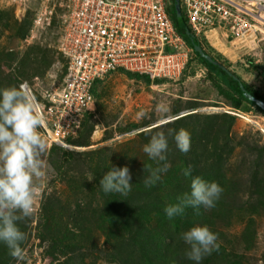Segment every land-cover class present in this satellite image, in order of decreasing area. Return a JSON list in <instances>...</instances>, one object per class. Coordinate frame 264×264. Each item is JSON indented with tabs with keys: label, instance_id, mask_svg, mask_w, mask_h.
<instances>
[{
	"label": "rangeland",
	"instance_id": "rangeland-1",
	"mask_svg": "<svg viewBox=\"0 0 264 264\" xmlns=\"http://www.w3.org/2000/svg\"><path fill=\"white\" fill-rule=\"evenodd\" d=\"M68 3L69 0H0V54H10L8 58L1 56L0 59V70L4 75L15 74L17 69H21L18 66L19 58L37 47L48 58L51 57L52 62L44 72H36L33 76L34 66L28 64V68L23 69L26 73L21 78L22 82L39 89L61 80L65 59L58 52L57 43ZM44 8L51 11L49 24L34 31L33 20L38 11ZM16 22L18 25H15ZM203 39L212 52L222 55L220 62H227L231 71L264 93V77L249 72L244 59L249 57L264 69L262 34H256V37L247 34L231 40L221 28L207 33ZM97 93L89 122L81 127V134L74 143H66V148L74 153L73 159H79L73 162L75 165L70 162V166L58 172L49 161L50 148H45L43 158L47 168L42 196L38 198L34 214L19 222V227L26 234L22 244L25 256L23 260L11 257L7 264H116L108 255L114 251L110 244L118 240L106 236L101 228L95 230L93 227L81 246L73 243L63 245L57 239L58 235L52 234L54 229L71 228L78 207L90 202L97 204L100 212L104 210V199L98 192V183L94 182L91 170L98 169L99 165H102L101 168L123 165L133 172H150L167 165L166 171L158 173L161 178L179 165V157L176 156L179 150L174 139L169 137L167 160H150L143 147L151 136L159 131L167 134L169 129L184 128L190 133L191 143L196 145L203 129L211 134L215 128V125L211 127L210 116L224 114L235 116L229 132L228 146L231 150L224 168L225 189L231 197L228 199L230 210L224 224L227 228L225 235L233 245V254L240 260L237 264H264V197H256L248 192L252 170L256 169L255 177L264 184V115L231 107L207 78L206 70L195 61L190 63L182 77L160 83L146 84L129 79L123 73H112L98 84ZM161 102L171 108L167 117H162L155 110ZM141 109L146 111L147 116L137 120L136 114ZM185 114L190 115L180 125L165 124ZM251 148L261 151L258 167L254 166L258 152ZM85 153L89 155L88 159L84 158ZM201 165L200 162L199 167ZM156 186L153 184L151 190L155 191ZM154 191L145 199L138 196L131 203L134 204V215L128 217L139 218L142 212L138 207L152 200ZM153 215L149 213L141 217L145 220L153 218ZM251 215L254 240L244 247L239 242L240 233ZM105 231L108 233V230ZM87 235L85 230L84 237Z\"/></svg>",
	"mask_w": 264,
	"mask_h": 264
},
{
	"label": "trees",
	"instance_id": "trees-1",
	"mask_svg": "<svg viewBox=\"0 0 264 264\" xmlns=\"http://www.w3.org/2000/svg\"><path fill=\"white\" fill-rule=\"evenodd\" d=\"M164 3L175 30L191 50L186 67L180 76L182 77L186 73V69L190 63L195 61L206 70L207 78L217 87L221 96L229 102L231 107L236 110L253 111L264 115V109L258 104V102L264 104V93L253 84L246 82L237 73L231 71L226 61V64L220 62L222 55L216 51L212 52V49L206 45L203 36L199 37L193 34L183 14V10L180 9V13L177 15L174 7L175 0H164ZM17 22L15 25H18L19 22ZM30 53H33V55ZM8 55L10 54L4 56L0 54V59L1 56L8 58ZM46 55V53L39 51L37 47H33V50L28 51L22 58H19L18 66L21 69H17L15 74L4 75L3 71L0 70V88L11 86L19 88V84L22 82L21 78L26 73L23 72V69L28 68V64L34 66L35 72L31 74L32 76L36 72H44L52 62L51 57L48 58ZM244 59H246L248 64L249 72H256L261 77H264V69L260 65L254 64L253 60L249 57H244ZM119 73L125 74L129 79L143 81L146 84L152 82L160 83L167 80L165 78L150 80L146 75L129 71H120ZM101 81L97 80L91 89L94 98L98 95L97 86ZM92 114V111L85 113L81 124L82 128L89 122ZM189 115L179 116L165 124L180 125L181 121L189 117ZM234 119L235 116L231 114H224V116L211 115L209 120L211 127L215 125L212 133L210 134L209 131L205 132L203 129L202 137L196 142V145L191 143L189 152L183 153L179 151L176 154L179 157V165L169 170L153 183L157 184L155 191L151 190L150 187H146L144 183L145 178L150 175V172L146 170L133 172L130 169L131 190L126 195L121 193L105 194L99 187V180L110 167L101 168L102 165H99L98 169L93 168L91 172L94 182L98 183V192L104 199V210L100 212L98 205H93L90 202L83 205V207H78L76 209L75 221L71 224V228L64 227L60 231L54 229L52 234L58 235L57 239L63 245L73 243L76 246H81L85 242L84 238L87 239L92 232L93 227L95 230L101 228V230H104L106 236L109 235L118 240L113 244L109 243L114 248V251L108 257L110 260L116 262V264H194L193 261L186 258L185 252L188 246L180 236L181 233L196 224L207 225L218 235L219 250L213 251L211 255H206L201 264L239 263L240 260H237L235 254L232 252L233 245L225 235L227 228L224 225L226 215L230 210L228 199H231L229 192L225 189L224 168L225 161L231 150L228 146L229 132ZM156 127H152L151 129ZM82 128L79 130L76 138H69L67 142L74 143L81 134ZM251 149L258 152L256 154L257 158L254 161V166L258 167L261 156L259 153L261 151L259 148ZM49 154V161L58 172L79 160L73 159L72 155L74 153L68 148L59 145H52ZM83 155L85 159L89 158L88 154L85 153ZM200 162L202 165L199 167ZM122 166L116 165L113 167ZM189 167L192 169V176H199L205 181L217 182L223 188L222 195L212 209L205 210L204 208H200L197 215L194 209L188 207L182 215L169 220L164 213L165 206L175 203L177 196L190 191L191 177L183 175L184 170ZM252 173L248 192L256 197H264V184L261 183L263 181L255 177V174H257L256 169L252 170ZM152 191L155 192L151 197L152 200L138 207L142 212L139 218L133 219L128 217L129 215H134L132 211L134 204L131 203L138 196L141 199H145ZM155 198L156 200L154 201ZM248 210L251 211V209ZM149 213H154L153 218L142 220V217ZM251 217L252 215L249 217L244 230L240 233L239 242L244 247L251 244L254 240L255 232L252 228L254 222ZM217 222H219V226H217ZM47 229L50 230V227ZM85 230L88 235L84 237ZM105 230H108V233ZM10 260L11 256L7 247L0 244V264H7Z\"/></svg>",
	"mask_w": 264,
	"mask_h": 264
},
{
	"label": "built area",
	"instance_id": "built-area-1",
	"mask_svg": "<svg viewBox=\"0 0 264 264\" xmlns=\"http://www.w3.org/2000/svg\"><path fill=\"white\" fill-rule=\"evenodd\" d=\"M179 5L195 36L222 28L231 40L247 34L264 39V0H179ZM50 17L51 11L40 9L33 30L48 25ZM62 24L61 80L39 89L19 84L38 102L46 148L68 147L67 139L78 134L85 113L94 109L91 89L97 80L120 71L176 79L191 55L164 0H69Z\"/></svg>",
	"mask_w": 264,
	"mask_h": 264
},
{
	"label": "clouds",
	"instance_id": "clouds-1",
	"mask_svg": "<svg viewBox=\"0 0 264 264\" xmlns=\"http://www.w3.org/2000/svg\"><path fill=\"white\" fill-rule=\"evenodd\" d=\"M155 110L162 117H167L171 108L161 102ZM146 116V111L141 109L136 119L142 120ZM43 124L44 117L35 96L22 87L0 88V244L5 245L9 255L17 260L24 259L22 244L26 240L19 222L34 214L44 189L47 163L43 153L46 144L39 131ZM169 137L174 139L179 151L189 152L191 136L186 129H169L167 134L159 131L143 147L150 160H167ZM166 170L167 165L150 170L145 186L151 187L159 179L158 173ZM183 175L191 177L190 191L177 196L175 203L165 206L164 213L169 220L182 215L188 207L197 215L200 208H214L223 192L217 182L192 176L191 167L185 169ZM130 181L127 166L111 167L99 180V187L105 194L126 195L131 190ZM180 238L188 246L186 258L194 264H201L206 255L219 250L218 235L207 225L196 224L181 233Z\"/></svg>",
	"mask_w": 264,
	"mask_h": 264
},
{
	"label": "water",
	"instance_id": "water-1",
	"mask_svg": "<svg viewBox=\"0 0 264 264\" xmlns=\"http://www.w3.org/2000/svg\"><path fill=\"white\" fill-rule=\"evenodd\" d=\"M174 7H175V11H176L177 15H179V13H180L179 0H175ZM207 58L210 59V57H208V56H207ZM214 63L216 64V62H214ZM222 68L225 69L224 67H222ZM235 79H237V78H235ZM258 104L261 106L262 109H264V104L263 103L258 102Z\"/></svg>",
	"mask_w": 264,
	"mask_h": 264
},
{
	"label": "crops",
	"instance_id": "crops-1",
	"mask_svg": "<svg viewBox=\"0 0 264 264\" xmlns=\"http://www.w3.org/2000/svg\"><path fill=\"white\" fill-rule=\"evenodd\" d=\"M210 33H212V32H210Z\"/></svg>",
	"mask_w": 264,
	"mask_h": 264
}]
</instances>
